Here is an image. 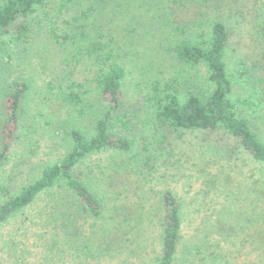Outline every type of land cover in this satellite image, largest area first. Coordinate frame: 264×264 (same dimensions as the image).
Masks as SVG:
<instances>
[{
    "label": "rangeland",
    "instance_id": "obj_1",
    "mask_svg": "<svg viewBox=\"0 0 264 264\" xmlns=\"http://www.w3.org/2000/svg\"><path fill=\"white\" fill-rule=\"evenodd\" d=\"M75 14L74 7L58 13L57 2L50 1L37 19L47 16L63 27ZM98 14L100 41L127 68L123 90L127 108L133 111L129 129L133 148L123 154L94 155L81 168L85 183L102 202L101 217L79 216L80 234L69 240L60 233L61 220L56 226L51 215L56 199L65 194L58 189L45 193L0 225V264H156L166 190L174 193L181 206L182 242L187 245L198 231L200 241L213 245L214 256L204 261L198 257L194 264H264V169L238 149L233 154L222 150L217 161L219 149L210 151L209 164V153L201 155V144L207 142L203 133L162 132L156 115L143 105L153 94L156 80L176 85L181 93L206 87L207 69L181 62L174 46L180 39L206 35L218 19L225 21L231 33L230 67L242 73L255 66L257 55L264 54V0H106ZM41 21L42 30L35 26L29 44L6 45L0 51V114L12 82L23 77L30 84L18 139L0 172V183L12 182L16 189L33 180L46 162L67 152L69 126L92 129L90 119L77 121L50 94L48 83L74 69V61L49 39L46 22ZM96 68L87 56L76 68L75 78L92 80ZM239 77L236 88L244 93L247 75ZM94 85L92 81L93 99L99 102ZM134 154L138 156L132 158ZM118 163L117 167L122 166L118 170L133 174L132 189L127 182H119L126 171L115 181L117 187L110 184ZM85 243L93 247L90 253L77 249Z\"/></svg>",
    "mask_w": 264,
    "mask_h": 264
},
{
    "label": "trees",
    "instance_id": "obj_2",
    "mask_svg": "<svg viewBox=\"0 0 264 264\" xmlns=\"http://www.w3.org/2000/svg\"><path fill=\"white\" fill-rule=\"evenodd\" d=\"M50 1L57 2L58 13L72 7L76 11L63 27L56 19H46L47 16L41 19L46 22L49 39L61 45L65 55L74 61V69L48 83L50 94L63 106L66 105L77 121L90 119L92 129L86 131L79 124L69 126L70 148L67 152L55 161L46 162L39 174L19 189L12 182L0 183V198H3L0 199V225L25 211L40 196L58 189L65 195L56 199L51 215L56 226L57 220H61L58 225L60 233L73 240L80 234L76 221L79 216L99 218L103 214L102 202L85 183L81 168L94 155L109 151L123 154L132 150L134 138L129 129L133 111L127 108L123 90L127 68L116 59L117 54L99 39L102 27L97 16L106 0H0V51L6 45L29 44L35 26L38 31L42 30V21L37 19V14ZM230 40V30L220 19L212 22L206 35L180 39L174 46L177 58L192 67L204 66L208 79L206 87L200 91L181 93L176 85L156 80L152 82L153 94L146 97L143 105L156 115L155 120L162 132L164 129L168 133H203L207 142L201 144L202 156L209 153L210 158V151L217 148L218 156L214 158L217 161V158H222V150L233 154L238 149L264 169V54L263 57L257 55L255 66H248L247 71L239 73L229 65L227 50ZM87 56L96 65V72L92 80L80 81L75 74L79 63ZM244 74L247 75L244 86L248 89L240 93L236 86L238 77ZM92 81L98 90L99 102L93 99ZM29 90L28 80L22 77L12 82L4 94L0 114V172L8 163L18 139ZM143 150L146 152L147 148L143 147ZM137 156L134 154L132 158ZM210 161L211 158L209 164ZM120 163L113 166L115 170L110 175V184L117 187L115 181L126 171V176L119 182H127L132 189L133 181L130 179L133 174L124 169L118 170L122 167H117ZM117 171L121 174L118 175ZM161 203L162 246L156 264H194L198 257L204 261L206 257L214 256L211 251L213 245L208 240L200 241L198 231L187 245L182 242V210L172 191L163 193ZM113 242L117 244L115 240ZM104 246H110V241ZM77 249L85 254L90 253L93 247L85 243L83 248L80 246ZM214 260L213 257V263Z\"/></svg>",
    "mask_w": 264,
    "mask_h": 264
}]
</instances>
